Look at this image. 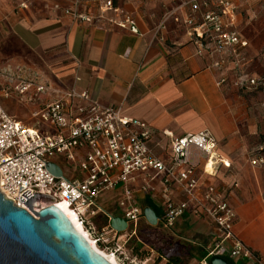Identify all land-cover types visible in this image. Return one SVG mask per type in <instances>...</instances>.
Returning a JSON list of instances; mask_svg holds the SVG:
<instances>
[{
  "label": "crops",
  "instance_id": "0c3cea01",
  "mask_svg": "<svg viewBox=\"0 0 264 264\" xmlns=\"http://www.w3.org/2000/svg\"><path fill=\"white\" fill-rule=\"evenodd\" d=\"M105 1L0 0V101L4 108L11 99L16 101L11 103L15 108L33 107L27 119L6 111L27 126L53 133L57 128L34 118L33 113L75 87L103 106H119L124 115L147 122L156 133L150 146L160 155L162 147L171 145L172 138L164 131L173 136L210 131L218 142V154L230 167L221 165L216 175L206 179L220 187L237 182L230 196L238 213L235 229L264 256V242L256 237L264 229V164L252 163L264 157V118L251 111L253 104L236 97L233 86L217 84L219 71L213 66L214 59L198 53L199 43L186 22L191 13L185 4L189 0H113L135 19L138 33L99 19ZM249 3L259 6L257 0ZM209 8L202 6L201 10ZM68 10L96 18L87 22ZM235 18L239 20V16ZM200 20L198 15L197 22ZM241 35L248 41L246 51L258 54L264 40ZM24 67L31 71L30 78L18 72ZM23 79L34 82L26 100L16 91L4 94V88L13 90ZM38 84L46 90L35 97ZM120 194L117 190L102 197L98 219L104 222L108 213H118L113 202ZM137 198L143 208L150 206L158 215L162 213L159 195L138 193ZM183 225L213 242L214 228L209 220L187 213L177 221L175 231L179 233Z\"/></svg>",
  "mask_w": 264,
  "mask_h": 264
},
{
  "label": "built area",
  "instance_id": "2783aa9c",
  "mask_svg": "<svg viewBox=\"0 0 264 264\" xmlns=\"http://www.w3.org/2000/svg\"><path fill=\"white\" fill-rule=\"evenodd\" d=\"M185 4L191 8L186 22L192 26L199 43L198 53L214 59L213 66L219 71L217 84L241 89L258 87L261 81L256 77L245 79L242 70L230 81L229 58L242 62L245 59L242 52L248 46V41L230 28L235 19L231 0H189ZM211 4L219 7L218 12L211 9ZM202 6L210 8L202 11ZM67 12L87 22L96 18L75 10ZM170 15L166 14L164 21ZM98 18L139 32L135 19L124 14L113 0L103 3ZM33 84L31 80L21 81L13 90L27 99ZM45 90V85L38 84L35 97ZM10 92L11 88H4L6 96ZM33 117L50 123L57 131L44 132L23 124L0 101V192L14 205L34 215L20 196L28 200L23 196L26 190L32 196L33 193L52 196L55 200L52 203L66 204L88 237L98 247L104 243L102 250H108L123 264H148L147 258H139L128 246L143 221L171 229L190 213L209 220L214 228L213 243L206 249L201 264H211L214 255L241 259L247 264H264V256L254 251L235 229L238 213L230 196L237 182L220 187L206 179L216 175L221 165L230 167L218 154V142L210 131L181 136L164 131L172 139L170 148L162 147L160 155L150 146L156 133L147 122L124 115L119 106H103L87 91L75 87L35 111ZM49 162L57 163L63 175L51 172ZM70 162L74 170L69 173L65 163ZM252 163L264 164V157H257ZM117 190H121L115 202L118 213H108L107 220L98 224L102 197ZM138 193L160 196L163 211L156 225L146 219ZM112 215L126 220L125 230L111 226Z\"/></svg>",
  "mask_w": 264,
  "mask_h": 264
},
{
  "label": "water",
  "instance_id": "95a60500",
  "mask_svg": "<svg viewBox=\"0 0 264 264\" xmlns=\"http://www.w3.org/2000/svg\"><path fill=\"white\" fill-rule=\"evenodd\" d=\"M48 168L58 176L63 175L55 162H49ZM23 196L28 200L20 196L21 202L36 217L0 192V264H114L97 252L66 214L52 203L55 201L52 196L42 193L32 196L30 190ZM144 215L150 224H157L158 214L152 207L146 206ZM110 224L119 231L127 226L126 220L117 215L111 216ZM210 262L233 264L231 259L220 255L212 256Z\"/></svg>",
  "mask_w": 264,
  "mask_h": 264
},
{
  "label": "rangeland",
  "instance_id": "374dc122",
  "mask_svg": "<svg viewBox=\"0 0 264 264\" xmlns=\"http://www.w3.org/2000/svg\"><path fill=\"white\" fill-rule=\"evenodd\" d=\"M242 1H244L243 4L240 3L237 5L234 0H231L234 5V15H237V17L239 16V20L235 18L230 28L238 31L243 39L245 38L241 35L242 33L249 40H264V0H257V3H259L257 7H255V5L252 6V4L249 3L250 0ZM211 9L218 12L219 7L215 4H211ZM242 53L245 58L242 62H236L233 57H230L228 60L227 68L230 73V81L236 79V73L242 70L245 79L256 77L261 83L258 87L253 86L243 89L233 86L235 89L234 93L240 101L253 104L255 108L251 111L256 114L258 113L260 118H264V82L262 81L264 79V45L256 55H250V53L246 51V48H244ZM18 72L22 76H25L24 78H30L32 76L31 71L27 67H24L23 70L18 68ZM23 80L28 81L27 79ZM12 91L14 90H11V92ZM11 100L16 102L14 99ZM21 100L26 99L21 98ZM13 102H6V110L16 113L18 118L27 119L31 116L33 107L30 109H19L15 108L14 104H11ZM65 165L67 172H73L74 166L71 162L65 163ZM113 204H115V202H113ZM97 223L101 224L102 219L99 218ZM175 226L176 224L174 227ZM174 227L171 229H163L160 226L151 227L146 221H143L138 227L137 236L129 240L128 246L131 247V250H133L139 258H147L149 260L148 264H165L168 254L171 255L177 252L174 246H179V249H182V264H201L200 259L202 252L212 245L213 242H211V239H203L196 230L186 225L181 226V231L179 233L175 231ZM256 237L260 242H264V229ZM100 247V249H105L104 243H102ZM135 250H138L139 253ZM105 251L109 252L108 250ZM160 253L165 254L166 258H161ZM119 264L123 263L119 262Z\"/></svg>",
  "mask_w": 264,
  "mask_h": 264
},
{
  "label": "bare ground",
  "instance_id": "6f19581e",
  "mask_svg": "<svg viewBox=\"0 0 264 264\" xmlns=\"http://www.w3.org/2000/svg\"><path fill=\"white\" fill-rule=\"evenodd\" d=\"M65 214L66 216L71 220V222L73 223V225L76 227V229L81 232L91 243V245L94 247V249L99 252L100 254H102L103 256H105L106 258H108L110 261H112L114 264H119L117 258L115 257V255L108 253L106 251H103L102 249H100L98 247V245L95 244L94 240L91 239L90 237H88V234L86 232V230L80 225L79 221L77 220L76 216L73 214V212L67 207L66 204L62 203L57 205Z\"/></svg>",
  "mask_w": 264,
  "mask_h": 264
},
{
  "label": "trees",
  "instance_id": "16d2710c",
  "mask_svg": "<svg viewBox=\"0 0 264 264\" xmlns=\"http://www.w3.org/2000/svg\"><path fill=\"white\" fill-rule=\"evenodd\" d=\"M151 227H156V226H151ZM174 248L177 250V252L175 254H171V255L168 254V257H167V260H166L165 264H182V258H181L182 249H179V246H174ZM135 251L137 253H139L138 250H135ZM205 255H206V251L204 249L203 252H202V255H201V259H200L201 261H202V258L205 257ZM160 257L161 258H166L165 254H163V253H160ZM232 263L236 264L234 261H232Z\"/></svg>",
  "mask_w": 264,
  "mask_h": 264
}]
</instances>
